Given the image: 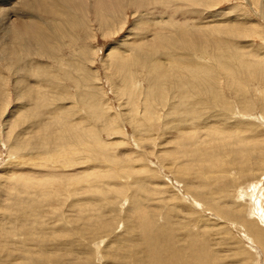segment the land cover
Masks as SVG:
<instances>
[{"label":"rangeland","instance_id":"obj_1","mask_svg":"<svg viewBox=\"0 0 264 264\" xmlns=\"http://www.w3.org/2000/svg\"><path fill=\"white\" fill-rule=\"evenodd\" d=\"M0 195L25 256L70 239L77 264H135L167 234L264 264V0H2Z\"/></svg>","mask_w":264,"mask_h":264},{"label":"bare ground","instance_id":"obj_2","mask_svg":"<svg viewBox=\"0 0 264 264\" xmlns=\"http://www.w3.org/2000/svg\"><path fill=\"white\" fill-rule=\"evenodd\" d=\"M27 1H25V3L22 5V6H28V3H26ZM29 2V1H28ZM33 4V3H32ZM42 4V3H41ZM33 6V5H32ZM31 6V7H32ZM29 7V8H31ZM23 11L21 12L20 16L22 18V16H24V14H27V13H24L23 15ZM4 23V22H3ZM36 24L38 25V22H33V21H30L29 22H19L18 25H17V28L18 29H22V28H25V29H22L21 31L24 30V32L26 31L25 35L27 34H30L31 32H33V30L31 28H34L36 27ZM5 28V27H4ZM20 32V31H19ZM34 34V33H33ZM24 35V36H25ZM38 37V36H37ZM34 41V40H33ZM52 42V41H51ZM38 43V42H37ZM30 47V46H29ZM14 50V49H13ZM13 52V51H12ZM24 64V63H23ZM27 65V64H26ZM24 66V65H23ZM29 77V76H28ZM41 78V77H40ZM21 88V87H20ZM24 92V91H23ZM34 95V94H33ZM22 96V95H21ZM22 98V97H21ZM25 100V99H23ZM244 119V117H241ZM61 122H63V120H60ZM66 122H69V119H66ZM75 124V123H74ZM36 127V126H35ZM74 127V126H73ZM44 133V132H43ZM50 134V133H48ZM70 134V133H69ZM54 135V134H52ZM52 135H47L45 134L44 135H41V136H44V142L43 141H39V139H32L30 140L33 144H35L37 141V145L39 147H42V145H44V143L46 145L49 144V142L51 143H54V146H55V149L58 150V151H65V147H67V142H70L68 144V149L70 150L71 149V146L75 145V142L72 140L73 137H70L68 139H65V140H62V136L61 134L59 135H55V138L52 137ZM65 137V136H64ZM79 138V137H78ZM75 140V139H74ZM76 141V140H75ZM16 143V142H15ZM14 143V144H15ZM18 143V142H17ZM20 143V142H19ZM27 143V142H26ZM25 145V143H23ZM16 145V144H15ZM28 145V144H27ZM36 145V144H35ZM18 146V145H17ZM11 147L10 149L14 150V155H16L19 160H22V157L24 154H21V150L22 148L20 149L19 147ZM19 146H22L21 143L19 144ZM29 146V145H28ZM76 146H74L73 148H75ZM26 148V147H25ZM24 148V149H25ZM28 148V147H27ZM74 150V149H71V151ZM23 151V150H22ZM10 152V151H9ZM12 152V151H11ZM73 152V151H72ZM12 155V154H11ZM18 163V162H17ZM21 164V161L19 162ZM19 166V165H18ZM15 173V171H13ZM17 172V171H16ZM13 174V173H12ZM20 182V181H19ZM18 184V183H16ZM21 186V184L19 185ZM18 188V186H17ZM244 190V188H243ZM246 190V189H245ZM255 190V189H254ZM253 190V191H254ZM3 192V191H1ZM7 194H12L14 196V201L13 203H18L19 205V202L23 201L24 199L26 200V198L24 196H22L19 192V193H12V192H6ZM3 195V193H1ZM251 194V193H250ZM1 196V195H0ZM5 196V195H3ZM6 198V197H4ZM189 198V197H188ZM245 198V197H244ZM24 200V201H25ZM252 200V199H251ZM253 212V211H252ZM260 215V214H259ZM138 217V216H137ZM261 217V216H260ZM24 218V217H23ZM28 219V218H27ZM24 220V219H23ZM24 222V221H23ZM18 231H22L21 235H20V242H24V241H28L29 239V236H26V231L23 229H18ZM156 231L161 232V228L159 229H146V235H153L152 237V240L153 242H155V239L156 240H159V238H157V233ZM63 233V232H62ZM75 233V232H74ZM15 234V233H14ZM9 235V234H8ZM162 235V233L160 234ZM167 235V234H166ZM165 235V239L164 241L168 242L169 244H171V250L170 251H166L164 250V248L162 247H158L156 248H153L152 249V253L151 255L148 257H141L140 256L138 257V255H133L134 256V262L135 264H141L143 261H148V264H220L219 261H218V258H216L214 255H213V259L212 261L210 262H207L205 259H202L200 253L197 251V250H191L188 245H187V240L185 242V240L182 242V243H177L176 241V238L174 236H166ZM206 235V234H205ZM44 236H51L50 233H48L47 235L44 234ZM145 236V235H144ZM196 232L194 233V238H198L196 237ZM256 237H258L256 234H255ZM146 237V236H145ZM55 238V237H54ZM53 238V239H54ZM69 238V237H68ZM5 239V238H3ZM49 239V238H48ZM47 239V240H48ZM62 240V239H61ZM85 240V239H84ZM52 241V240H51ZM63 241H65L63 239ZM75 241V240H73ZM73 241L71 242L70 239L68 241V246L66 247V245L64 244V247L65 249L67 248V251H66V254L65 255H62V252L60 250H54V251H48L47 253L39 256V255H36V256H25V253L26 252H31L29 247L26 246L25 244L22 245V252L21 253H17L15 252V249H10V246H8L7 248L4 246V242L2 244H0V264H11L12 261H16V264H77V260L78 258L80 257H77L74 256L76 253H74L72 250H70L69 248V243H73ZM77 241V240H76ZM83 241V240H82ZM145 241V240H144ZM199 243L200 244V247L202 248L201 250L204 251L205 254L210 255V250L208 249L207 247V244L209 243L206 239H202L203 242H201L200 239H198ZM55 243V242H54ZM77 244V243H76ZM80 244V243H79ZM97 244V243H96ZM73 245V244H72ZM86 245V244H84ZM83 245V246H84ZM98 245V244H97ZM31 246V245H30ZM53 246V245H52ZM82 246V247H83ZM100 246V245H99ZM97 247V246H96ZM194 247V246H193ZM192 247V248H193ZM24 248V249H23ZM81 248V247H80ZM99 248H97L98 250ZM147 250V248H145V251ZM45 251V250H44ZM130 251V250H129ZM163 253L161 254L160 256L158 255V258L156 259H151L152 256H155L157 254H160V253ZM164 252H171L170 254H164ZM147 253V252H146ZM107 255V254H106ZM111 256V255H110ZM201 256V257H200ZM211 256V255H210ZM29 257H31L29 259ZM113 258V256H111ZM86 258V257H85ZM112 258H109V255L107 257H104L105 261L104 263L105 264H112V262H114V259ZM211 258V257H210ZM87 259V258H86ZM90 259V258H89ZM149 259V260H148ZM81 260V259H80ZM91 260V259H90ZM89 260V261H90ZM98 260V259H96ZM147 263V262H146ZM92 264V263H91ZM122 264V263H121Z\"/></svg>","mask_w":264,"mask_h":264},{"label":"snow or ice","instance_id":"obj_3","mask_svg":"<svg viewBox=\"0 0 264 264\" xmlns=\"http://www.w3.org/2000/svg\"><path fill=\"white\" fill-rule=\"evenodd\" d=\"M13 2H14V0H13ZM0 4H2V0H0Z\"/></svg>","mask_w":264,"mask_h":264}]
</instances>
